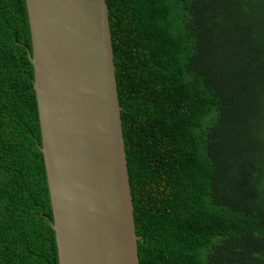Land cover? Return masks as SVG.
I'll return each instance as SVG.
<instances>
[{"label": "trees", "instance_id": "trees-1", "mask_svg": "<svg viewBox=\"0 0 264 264\" xmlns=\"http://www.w3.org/2000/svg\"><path fill=\"white\" fill-rule=\"evenodd\" d=\"M139 264H264V0H106ZM25 0H0V264H59Z\"/></svg>", "mask_w": 264, "mask_h": 264}, {"label": "water", "instance_id": "water-1", "mask_svg": "<svg viewBox=\"0 0 264 264\" xmlns=\"http://www.w3.org/2000/svg\"><path fill=\"white\" fill-rule=\"evenodd\" d=\"M59 264H139L106 0H25Z\"/></svg>", "mask_w": 264, "mask_h": 264}]
</instances>
